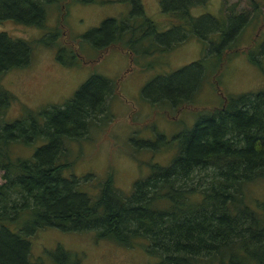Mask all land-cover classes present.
Segmentation results:
<instances>
[{"label":"trees","instance_id":"trees-1","mask_svg":"<svg viewBox=\"0 0 264 264\" xmlns=\"http://www.w3.org/2000/svg\"><path fill=\"white\" fill-rule=\"evenodd\" d=\"M205 1L159 0L161 10L174 16L160 31L144 15L140 0H130L127 14L108 16L80 36L98 50L119 45L135 55L138 50L163 51L191 33L211 45L209 35H214L220 66L221 49L236 47L231 39L261 13L252 0L249 19L229 7L221 17L189 14V7ZM41 6L40 0H0V21L42 25L32 15L42 19ZM258 45L259 59L251 49L246 55L259 63L264 38ZM205 46L198 58L172 71L179 82L159 86L173 107L187 103L189 90L197 86L203 61L212 55ZM65 49L58 46V58ZM29 53L26 39L0 29V75L26 65ZM113 87L105 76L91 74L61 104L23 107L7 119L14 96L0 84V264H34L28 260V237L41 227L91 230L95 237L124 246L144 238L145 250L158 257L150 264H264V195L249 199L245 191L249 182L264 179V88L228 94L208 106L190 127L174 134L175 153L166 164L150 163L148 173L122 191L113 184L111 171L102 179L63 173L72 162L63 139L82 133L76 126H87L100 113ZM52 259L55 264L78 262L60 245Z\"/></svg>","mask_w":264,"mask_h":264},{"label":"rangeland","instance_id":"rangeland-1","mask_svg":"<svg viewBox=\"0 0 264 264\" xmlns=\"http://www.w3.org/2000/svg\"><path fill=\"white\" fill-rule=\"evenodd\" d=\"M40 1L42 19L38 13L32 15L36 22L42 21V25L13 19L0 21V29L30 44L28 63L11 67L0 75V84L14 96L5 117H16L23 107L38 109L47 104H61L91 74H101L114 84L100 113L91 118L87 126H76L78 132L83 128L82 133L75 139H63L68 149L65 156L72 161L64 174L80 177L89 173L94 179H102L111 171L113 184L128 191L135 179L148 173L150 163L162 165L171 159L176 149L174 134L190 127L197 114L217 104L225 95L264 88V55L259 63L246 55L251 49L254 56L259 57L255 51L260 49L258 44L264 38V0H254L261 14H254L231 39L237 46L221 49L220 66L213 50L215 45H212L214 35H209L213 39L211 45L205 46L202 39L191 33L163 51L141 53L135 46L139 52L135 55L133 50L119 45L98 50L96 44L80 36L108 16L127 14L131 9L130 0ZM140 2L144 15L154 22L157 30L174 22L172 14L161 10L159 0ZM252 2L206 0L204 4L189 7L188 11L194 16L209 13L221 17L229 7L227 11L242 12L249 19L254 12ZM61 45L66 49L62 54L60 50L58 58L57 49ZM204 46L212 50L208 54L214 56L207 55L203 61L204 69L196 76L197 86L189 90V101L181 107H173L165 98L166 93L159 91V86L168 80L179 82L180 76L175 79L172 71L198 58ZM31 151L32 147H28L26 153ZM91 184L89 181L85 188ZM245 191L249 199L263 196L264 179L249 182ZM28 241V260L34 264H55L52 256L57 245L74 255L77 264H150L158 259L145 250L144 238L124 246L95 237L91 230L41 227Z\"/></svg>","mask_w":264,"mask_h":264}]
</instances>
